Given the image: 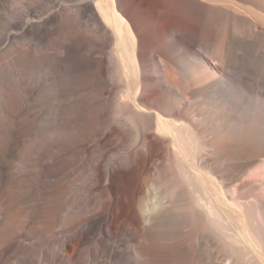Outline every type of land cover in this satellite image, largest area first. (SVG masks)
I'll return each instance as SVG.
<instances>
[{"label": "bare ground", "instance_id": "bare-ground-1", "mask_svg": "<svg viewBox=\"0 0 264 264\" xmlns=\"http://www.w3.org/2000/svg\"><path fill=\"white\" fill-rule=\"evenodd\" d=\"M35 2L0 0V264H264V0Z\"/></svg>", "mask_w": 264, "mask_h": 264}, {"label": "rangeland", "instance_id": "rangeland-1", "mask_svg": "<svg viewBox=\"0 0 264 264\" xmlns=\"http://www.w3.org/2000/svg\"><path fill=\"white\" fill-rule=\"evenodd\" d=\"M32 1H34L35 2V0H32ZM38 2V1H37ZM36 3V2H35ZM37 4V3H36Z\"/></svg>", "mask_w": 264, "mask_h": 264}]
</instances>
